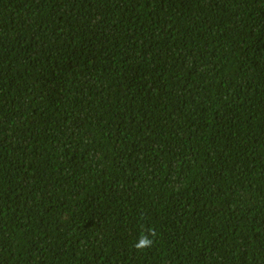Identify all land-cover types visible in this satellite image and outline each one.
Instances as JSON below:
<instances>
[{
  "label": "trees",
  "instance_id": "trees-1",
  "mask_svg": "<svg viewBox=\"0 0 264 264\" xmlns=\"http://www.w3.org/2000/svg\"><path fill=\"white\" fill-rule=\"evenodd\" d=\"M0 264H264V0H0Z\"/></svg>",
  "mask_w": 264,
  "mask_h": 264
},
{
  "label": "clouds",
  "instance_id": "clouds-1",
  "mask_svg": "<svg viewBox=\"0 0 264 264\" xmlns=\"http://www.w3.org/2000/svg\"><path fill=\"white\" fill-rule=\"evenodd\" d=\"M156 233L154 229H148L147 232H142L133 247L138 252H145L151 249L155 243Z\"/></svg>",
  "mask_w": 264,
  "mask_h": 264
}]
</instances>
